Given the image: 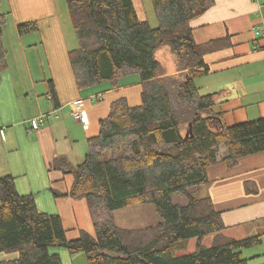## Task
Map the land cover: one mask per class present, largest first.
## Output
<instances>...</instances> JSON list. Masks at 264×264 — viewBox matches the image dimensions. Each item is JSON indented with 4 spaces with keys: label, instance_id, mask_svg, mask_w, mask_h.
I'll return each instance as SVG.
<instances>
[{
    "label": "trees",
    "instance_id": "obj_1",
    "mask_svg": "<svg viewBox=\"0 0 264 264\" xmlns=\"http://www.w3.org/2000/svg\"><path fill=\"white\" fill-rule=\"evenodd\" d=\"M65 1L78 39L69 57L79 88L105 81L117 86L121 77L138 73L141 103L132 106L125 97L113 102L99 133L88 138L85 159L73 165L58 157L53 163L74 177L68 193L54 194L85 199L95 235L82 230L70 239L59 214L39 211L34 194L19 193L13 175L0 176V253H17L0 264H63L52 247L84 253L89 264H248L238 249L260 243L261 234H226L229 227L213 201L192 194L210 182L211 165L233 167L241 157L264 151V116L229 126L213 111V95L201 94L195 84L209 71L204 55L227 45L223 38H193L191 20L214 0H152L157 27L139 18L133 0ZM7 14L0 13V81L7 67L1 42ZM17 28L24 35L38 24ZM162 47L173 51L178 74L160 72L156 51ZM49 94L58 105L52 80ZM247 190L257 188L247 183ZM174 194L185 195L187 203H174ZM135 203L155 204L165 220L144 228L118 226L114 212ZM211 234L205 247L203 239ZM191 238L197 239L195 250L178 255Z\"/></svg>",
    "mask_w": 264,
    "mask_h": 264
},
{
    "label": "crops",
    "instance_id": "obj_2",
    "mask_svg": "<svg viewBox=\"0 0 264 264\" xmlns=\"http://www.w3.org/2000/svg\"><path fill=\"white\" fill-rule=\"evenodd\" d=\"M5 1L7 9L3 12L9 14L1 41L7 67L0 81V176L13 175L19 193L34 194L39 211L59 214L70 239L78 238L82 230L95 235L94 224L84 225L76 214L78 207L89 208L87 201L54 194L53 189L68 193L74 177L70 174L72 180H66L67 174L53 168V163L64 157L73 164L80 157L77 141H86L88 146V138L99 133L100 121L109 114H105L108 107L94 105L99 95H103V100L108 99L110 112L113 102L129 98L128 89L133 85L138 87L140 99L132 106L139 105L142 80L117 86L108 81L97 89H80L69 57V52L78 47V39L66 1L2 0V3ZM133 3L140 19L148 20L152 27L158 26L152 0H133ZM28 21L38 24V30L31 33L39 32L42 36L40 42L28 45L32 46L31 54L33 50L36 52L31 56L24 35L17 28ZM190 25L197 43L221 38L227 41L223 48L204 55L209 71L195 79L201 94L213 95V111L221 114L229 126L263 117L264 38L256 30L264 27V0H214ZM33 59L43 71L46 65L58 105L49 89L39 88L38 83L46 82L47 76L35 75ZM178 72L175 67L164 74ZM75 112H85L87 122L75 119ZM46 113H56L58 117L31 131L32 121ZM207 172L210 182L203 185L207 194L202 198L213 201L228 231L253 236V231L264 230V151L241 157L233 167L224 162L211 165ZM247 183H253L257 191L249 192ZM70 214L75 217L67 224L73 218ZM50 253L58 254L63 264H89L84 253L73 255L64 247H52ZM16 257V252L0 253V261Z\"/></svg>",
    "mask_w": 264,
    "mask_h": 264
},
{
    "label": "rangeland",
    "instance_id": "obj_3",
    "mask_svg": "<svg viewBox=\"0 0 264 264\" xmlns=\"http://www.w3.org/2000/svg\"><path fill=\"white\" fill-rule=\"evenodd\" d=\"M7 9V4L6 1L2 3H0V13H2L4 10ZM42 39L41 33L36 32V33H26L24 34V41L27 45V48L29 50V54L31 55H35L34 50L33 53H30V49H32V46H29V44L35 43V42H40ZM34 48V47H33ZM43 52H40V54H42ZM29 56V57H30ZM156 57L159 60V62L161 63V69L160 72H162L163 74L165 72H169L175 69V67L177 68L176 62L174 60L175 55L173 53V51L169 48V47H162L160 49H158L156 51ZM34 63H32L33 66V70L35 72L36 76H40L44 77L45 75L47 76V80L46 82L42 83L39 82V88L46 91L47 89H49V73L48 70L46 68L45 65V70H42V66L39 65L35 59H33ZM179 73V72H178ZM177 73V74H178ZM40 78V77H38ZM41 79V78H40ZM141 78L139 76L138 73H132V74H128L125 75L124 77H121L119 79V85L121 84H134V82L139 81ZM197 80V79H196ZM108 81L105 82H101L99 84H95L93 86H91L90 88L94 87L95 89H97L98 87H100L103 83H107ZM111 83V82H110ZM138 87L135 86H130V92H129V98L127 99L128 103L130 105H133L134 103L137 104V102L140 99V95L138 94ZM93 103H95L94 105H104L107 108V111L105 114L109 113V105L110 103L108 102V99H104V100H94ZM58 117V115L56 113H52V115H49V117H46L45 122L50 123L51 121H53L54 119H56ZM75 121V119H74ZM97 127V126H96ZM93 130V129H92ZM33 131V130H31ZM79 134H81V131H78ZM91 134H94V131H92ZM96 134V133H95ZM87 142L83 141V140H79L76 143V150L80 153V157H76L75 161L73 160V165L77 164L78 162L82 161L86 151H87ZM66 180H72V175L67 174L65 175ZM207 188H205L204 186H201L199 188L193 189L192 190V194L194 197L196 198H202L203 196H205L206 190ZM188 201V198L183 195V194H174L173 195V202L174 203H178V204H186ZM86 203V202H84ZM86 205V204H84ZM79 214L81 217V220L83 222L84 225L87 224H93L92 219L90 217V212H89V208H87V206L82 207H78L76 209V214ZM73 218H69V222H68V218H66V222H68L67 224H71V220L70 219H74L75 214H70L69 216H71ZM68 216V215H67ZM114 217H115V222L118 226L123 227V228H144L147 226H153V225H157L160 222L164 221V217L161 216L159 214V212L157 211V208L155 206V204L153 203H135L120 209H117L114 212ZM245 229V228H244ZM246 230V229H245ZM255 235L261 234L262 236V241L260 243H257L251 247L248 248H241L238 249V251L242 252V255L244 258L248 259V264H264V230L260 229V230H256L253 231ZM226 234L234 236V237H238V238H243V237H248L250 235H240L235 233V231H226ZM254 235V236H255ZM214 239V235H208L203 239V244L205 247H209L212 243ZM196 243H197V239L196 238H191L189 239L184 245H185V249L181 250L179 252H177L178 255L181 254H185V253H189L195 250L196 248Z\"/></svg>",
    "mask_w": 264,
    "mask_h": 264
},
{
    "label": "built area",
    "instance_id": "obj_4",
    "mask_svg": "<svg viewBox=\"0 0 264 264\" xmlns=\"http://www.w3.org/2000/svg\"><path fill=\"white\" fill-rule=\"evenodd\" d=\"M256 34H258L259 37L264 38V27H259L256 30ZM97 99L103 100V95H99L97 97ZM49 115H52V113H46V114L40 116L39 118L34 119L32 121V127L30 128V130L39 129L41 124L45 121L46 117H49ZM74 117H75V119L80 120L82 122H85V123L87 122V116H86L85 112H75ZM1 133H3V131H1Z\"/></svg>",
    "mask_w": 264,
    "mask_h": 264
},
{
    "label": "water",
    "instance_id": "obj_5",
    "mask_svg": "<svg viewBox=\"0 0 264 264\" xmlns=\"http://www.w3.org/2000/svg\"><path fill=\"white\" fill-rule=\"evenodd\" d=\"M190 126H192V125H190Z\"/></svg>",
    "mask_w": 264,
    "mask_h": 264
}]
</instances>
